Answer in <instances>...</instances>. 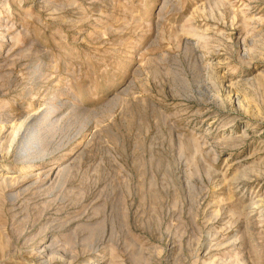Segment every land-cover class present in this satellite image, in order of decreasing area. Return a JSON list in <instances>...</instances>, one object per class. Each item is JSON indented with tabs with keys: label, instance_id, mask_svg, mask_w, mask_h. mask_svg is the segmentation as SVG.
I'll return each instance as SVG.
<instances>
[{
	"label": "rangeland",
	"instance_id": "1",
	"mask_svg": "<svg viewBox=\"0 0 264 264\" xmlns=\"http://www.w3.org/2000/svg\"><path fill=\"white\" fill-rule=\"evenodd\" d=\"M0 264H264V0H0Z\"/></svg>",
	"mask_w": 264,
	"mask_h": 264
},
{
	"label": "bare ground",
	"instance_id": "2",
	"mask_svg": "<svg viewBox=\"0 0 264 264\" xmlns=\"http://www.w3.org/2000/svg\"><path fill=\"white\" fill-rule=\"evenodd\" d=\"M26 117H28V116L26 115Z\"/></svg>",
	"mask_w": 264,
	"mask_h": 264
}]
</instances>
